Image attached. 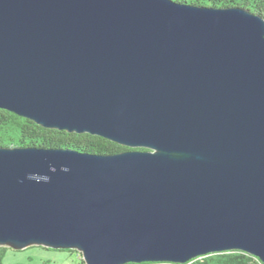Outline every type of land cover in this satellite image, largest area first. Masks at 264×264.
Masks as SVG:
<instances>
[{
	"label": "water",
	"instance_id": "water-1",
	"mask_svg": "<svg viewBox=\"0 0 264 264\" xmlns=\"http://www.w3.org/2000/svg\"><path fill=\"white\" fill-rule=\"evenodd\" d=\"M0 108L128 150L0 146V246L84 264H264V17L175 0H0Z\"/></svg>",
	"mask_w": 264,
	"mask_h": 264
},
{
	"label": "trees",
	"instance_id": "trees-1",
	"mask_svg": "<svg viewBox=\"0 0 264 264\" xmlns=\"http://www.w3.org/2000/svg\"><path fill=\"white\" fill-rule=\"evenodd\" d=\"M195 5L225 7V6H244L253 13H258L264 17V0H175ZM43 147H65L80 150L82 152H94L97 154L115 153L121 150H128L109 139L95 136L89 133L66 132L65 130L45 128L37 125L33 120L22 118L8 110L0 108V146L32 145ZM7 247L0 246V264H3V256ZM68 249L66 251H73ZM77 251V250H75ZM79 258L80 254L77 252ZM81 259V258H80ZM82 264H84L81 259ZM259 258L252 254L231 250L227 252H217L191 259L184 264H258ZM18 264V263H15ZM135 264V263H127ZM139 264H179L164 262H142Z\"/></svg>",
	"mask_w": 264,
	"mask_h": 264
},
{
	"label": "rangeland",
	"instance_id": "rangeland-1",
	"mask_svg": "<svg viewBox=\"0 0 264 264\" xmlns=\"http://www.w3.org/2000/svg\"><path fill=\"white\" fill-rule=\"evenodd\" d=\"M77 254L75 250L48 249L33 245L22 250L7 247L3 256V264H82Z\"/></svg>",
	"mask_w": 264,
	"mask_h": 264
},
{
	"label": "built area",
	"instance_id": "built-area-1",
	"mask_svg": "<svg viewBox=\"0 0 264 264\" xmlns=\"http://www.w3.org/2000/svg\"><path fill=\"white\" fill-rule=\"evenodd\" d=\"M258 264H263L261 261Z\"/></svg>",
	"mask_w": 264,
	"mask_h": 264
}]
</instances>
